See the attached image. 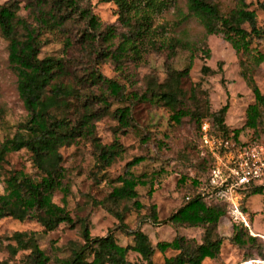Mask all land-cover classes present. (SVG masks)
Returning a JSON list of instances; mask_svg holds the SVG:
<instances>
[{
	"label": "rangeland",
	"instance_id": "374dc122",
	"mask_svg": "<svg viewBox=\"0 0 264 264\" xmlns=\"http://www.w3.org/2000/svg\"><path fill=\"white\" fill-rule=\"evenodd\" d=\"M208 1L222 15H227L236 2ZM242 1L255 12L257 27L264 30V11L258 7L263 0ZM187 2L136 0L134 9L129 11V20L124 22L116 5L102 0H0V5H17V15L35 29L40 42L39 57L62 59L70 73L67 79L75 84L81 96L93 97L90 102L96 114L93 124L99 143L109 145L117 140L121 147L119 156L102 164L96 160V150L88 139L62 147L59 150L65 169L62 185L70 195L64 200L61 191L56 189L52 192V202L60 207L65 205L72 225L60 224L44 233L33 215L24 221L11 217L1 219L0 261L8 264L28 261L29 250L12 253L17 247L15 233L33 236L48 257L47 264H57V260L77 251L83 244L84 227L93 238L112 234L121 246L134 245L138 234L144 235L145 245L153 249L152 264H163L165 258L177 253L171 248L158 252L155 249L158 242L174 245L178 235L197 243L204 241L202 228L176 227L168 222L170 215L183 204L185 182L181 183L180 177H191L194 167L201 163L199 124L190 115H198L201 120L227 102L225 128L237 131L242 139L253 138L264 144V112L256 129L244 126L245 110L253 103V95L240 77V64L246 62L247 55L236 53L221 34L206 35L197 20L189 15ZM53 14L65 17L59 28L43 24L48 21L49 25L48 17ZM90 17L95 19V27L89 25ZM140 19L145 24L143 34L137 32ZM243 28L248 29V25L243 24ZM129 34L134 37L133 50L120 59L115 58L114 51ZM175 39L185 43L186 48H176L172 53L167 44ZM250 48L263 53L264 36L253 38ZM191 55L192 64L184 74ZM203 66L210 72L204 74ZM92 71L115 82L121 93L111 94L104 80L91 82L88 77ZM253 78L264 93V63L253 71ZM163 92L175 96V111L156 100V95ZM51 105L48 101L44 110ZM69 105L67 116L75 119L82 112L81 102L69 100ZM126 107L130 111L129 125L122 128L114 112ZM0 108L3 111L0 141H3L27 122L29 114L18 96L17 78L8 64V42L1 33ZM177 110L186 113L179 122L173 119ZM53 112L56 116L63 115L60 111ZM137 157L143 162L131 172L147 185L136 188L135 200L112 205L107 196L118 186L116 178L126 163ZM16 171H23L34 180L40 179L29 152L22 149L9 153L0 165V194L4 192L5 179ZM134 201L139 208L133 205ZM243 206L250 219L249 228L242 231L245 244L238 246L231 241L234 224L227 214L214 229V236L206 239H221L219 255L205 259L202 264H264V192L249 196ZM127 259L131 263L146 264L135 252H129Z\"/></svg>",
	"mask_w": 264,
	"mask_h": 264
},
{
	"label": "trees",
	"instance_id": "16d2710c",
	"mask_svg": "<svg viewBox=\"0 0 264 264\" xmlns=\"http://www.w3.org/2000/svg\"><path fill=\"white\" fill-rule=\"evenodd\" d=\"M102 1L116 5L124 22L129 20V11L134 9L136 2V0ZM258 7L264 11V0L258 3ZM187 10L189 15L202 26L206 35L221 34L236 53L242 52L247 55L246 62L240 64V77L251 91L253 103L245 110L244 126L256 129L261 114L264 112V93H261L257 87L253 71L264 63V52L251 49L250 44L253 38H262L264 30L257 27L255 12L249 10L248 4L242 0H236L234 8L227 15L220 14L216 6L208 0H188ZM17 11L18 6L15 4L0 5V33L8 42L9 68L17 78V93L29 114V119L11 138L0 141V165L9 153L25 149L30 153L32 164L39 172L40 179L34 180L23 171L13 172L5 179L4 192L0 194V220L11 217L24 221L33 215V218L42 226L43 232L47 233L55 230L60 224L72 225L73 223L65 205L60 207L52 202V192L56 189L61 191L64 200L70 195L68 188L62 185L65 169L62 167L63 159L59 150L74 144L79 139H88L96 150V160L102 164L119 156L121 147L117 140L109 145L99 143L93 124L96 114L92 109L93 103L90 102L93 97L81 96L75 84L67 79L70 73L62 59L39 57L40 42L37 33L17 15ZM48 18L51 20L50 24L44 21V25L49 28H59L65 17H55L53 14ZM88 23L95 27L93 17L88 19ZM243 24H247L248 29L243 28ZM145 31V24L140 19L137 32L143 34ZM129 35L123 37L114 51L115 58L120 59L127 51L133 50L134 37ZM176 48L184 49L186 44L177 39L167 44V49L172 53ZM205 53L206 57H209V52L205 51ZM192 59L193 55H191L184 74L188 73ZM201 70L204 74L210 72L205 66ZM88 78L93 83L106 81L113 95L121 93L120 87L115 82L103 79L98 73L92 71ZM69 100L81 102L82 112L75 119L67 116L70 107ZM98 100L104 103L101 97ZM156 100L162 101L175 111L176 99L172 93H160L156 95ZM48 101L52 105L44 110ZM228 108L229 104L226 102L223 107L201 120L198 115H190L199 124V148L200 125L205 119L210 120L213 130L224 137L245 142L253 141V138L242 139L237 131L225 128L224 117ZM53 111L63 112V115L56 116ZM2 112L0 108V116ZM114 113L120 127L125 128L129 125V108L116 109ZM185 115V112L177 110L173 114V119L179 122L180 118ZM200 150L201 163L194 167L193 175L180 177V182H185L183 204L170 215L168 222L176 227L202 228L204 241L197 243L193 239L178 235L174 245L156 243L155 249L160 253H164L169 248L177 251L174 256L165 258L163 264H202L205 259L217 258L220 252V238L212 241L206 239L214 236V229L227 215V206L222 201L209 204L201 195L208 182L212 160L204 150ZM142 162L143 159L137 157L126 163L123 172L116 178L118 186L113 187L107 196L108 202L117 205L122 201H133L137 198L136 188L146 186L147 182L141 177L133 176L131 169ZM149 192H152L151 189ZM262 192H264V187L250 189L245 194L243 203L249 196ZM133 205L140 207L137 201H134ZM243 210H246L245 207ZM114 216L118 218L117 213H114ZM247 229L234 225L231 241L238 246L245 244L242 231ZM13 238L16 240L17 247L12 249V253L15 254L17 250H29L28 261L25 264L48 263V257L39 249L33 236L26 237L25 233H15ZM82 240L83 244L77 251L72 252L66 259L57 260V264H136L128 261L129 252L137 253L142 262L152 264L153 249L145 245L147 238L140 233L137 243L121 246L112 234L93 238L84 227ZM0 264L8 263L0 261Z\"/></svg>",
	"mask_w": 264,
	"mask_h": 264
},
{
	"label": "built area",
	"instance_id": "2783aa9c",
	"mask_svg": "<svg viewBox=\"0 0 264 264\" xmlns=\"http://www.w3.org/2000/svg\"><path fill=\"white\" fill-rule=\"evenodd\" d=\"M200 149L212 160L202 197L209 204L226 203L233 224L249 228L243 200L250 189L264 187V144L224 137L205 119L200 125Z\"/></svg>",
	"mask_w": 264,
	"mask_h": 264
}]
</instances>
